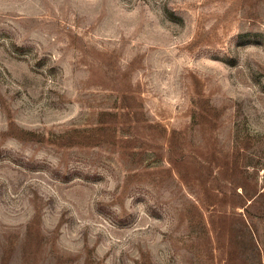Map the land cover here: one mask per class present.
I'll return each instance as SVG.
<instances>
[{
  "label": "rangeland",
  "instance_id": "374dc122",
  "mask_svg": "<svg viewBox=\"0 0 264 264\" xmlns=\"http://www.w3.org/2000/svg\"><path fill=\"white\" fill-rule=\"evenodd\" d=\"M0 264H264V0H0Z\"/></svg>",
  "mask_w": 264,
  "mask_h": 264
},
{
  "label": "clouds",
  "instance_id": "9594fccd",
  "mask_svg": "<svg viewBox=\"0 0 264 264\" xmlns=\"http://www.w3.org/2000/svg\"><path fill=\"white\" fill-rule=\"evenodd\" d=\"M130 205H131V200H129L128 202H127V204H126V207H129V209H130ZM131 210V209H130ZM138 211H139V209H137Z\"/></svg>",
  "mask_w": 264,
  "mask_h": 264
}]
</instances>
